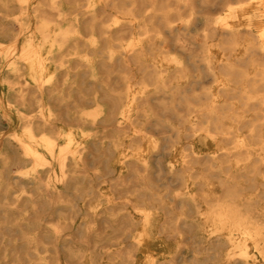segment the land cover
I'll return each mask as SVG.
<instances>
[{
    "label": "bare ground",
    "instance_id": "1",
    "mask_svg": "<svg viewBox=\"0 0 264 264\" xmlns=\"http://www.w3.org/2000/svg\"><path fill=\"white\" fill-rule=\"evenodd\" d=\"M213 1L0 0L2 237L50 246L39 264H176L195 227L198 264H264V0Z\"/></svg>",
    "mask_w": 264,
    "mask_h": 264
},
{
    "label": "rangeland",
    "instance_id": "2",
    "mask_svg": "<svg viewBox=\"0 0 264 264\" xmlns=\"http://www.w3.org/2000/svg\"><path fill=\"white\" fill-rule=\"evenodd\" d=\"M220 1L221 0H214L213 3L211 5H208L207 7L208 8H210L212 6L214 7V5H216ZM14 28H16V27H14ZM27 32H28L27 29H26V31L25 30L23 31V33H27ZM172 54L176 55L177 53L173 52ZM176 111L174 110L171 112V111L166 110V111H163L161 113L160 120L163 121V123L167 125V127L165 126L166 128H164V130L167 131L165 133V135H167V136H170L172 134L171 132L174 128H177V127H179V125H181V121H182L181 120V114L182 113L177 111V114H176ZM152 131H155V130H152ZM154 135L158 136L159 133L155 131ZM174 140L176 141L174 135L172 138L168 139V141H167V145H168L167 153L170 151L171 147L178 145L177 142H174ZM225 144L228 147H231L233 145V143L231 141H227V142H225ZM196 148L198 151L201 150L200 152L204 153V151H205V148L202 145L201 141L196 142ZM169 160H170V155L167 154L165 156V159H163L164 167H166V164L168 163ZM87 164H88V168H90L92 170H94L96 167H98V163L96 160L88 161ZM199 166H200V168H203L206 166V164L200 163ZM12 167H10L11 175L19 176V172H21V173L25 172L26 170H28L30 165H28L27 167H25L21 170L17 166L12 165ZM101 167H103V166L101 165ZM150 176H151V178H150ZM149 178H150L152 185L155 186L154 189L155 190L158 189V192L160 191V193H163L166 196V198L164 200L168 201L170 205H171V202L168 199H170V197L172 195L182 193L184 190L183 184L180 183L178 180L176 181V179H171L169 174L166 173L165 169H163V171H160L157 169V167L154 166L152 168L150 175H149ZM197 192L199 195H202V190H200V188H198ZM1 198H3L2 195L0 196V200H2ZM11 198H12V196L9 198V200H8L9 202L11 201ZM92 198H93L92 200H90V197L87 198V200H88L87 204H84V202H79L80 204H82V212H83L82 217H84V216L86 217L87 215H90L92 213V211L89 208V206L97 204L102 199L101 197H98V196H94ZM13 206L14 205H11L10 208ZM86 209H87V211H86ZM185 209H186V213H187L189 218H194L196 216L195 215V208L192 205L186 206ZM1 214L2 213H0V215ZM0 219H1L0 225H2L3 227L9 226L10 229H16L19 227V225H17V223L19 224V215L12 214L8 211L5 214H2V216H0ZM12 219H14V220H12ZM5 229L3 228L1 230L5 231ZM24 230L25 229H23V231L19 230V234L15 233V232H7V234H9L8 235L9 237L7 235H5L4 237H2L0 235V251H2V253H0V256H1L0 257V264H39L38 258L42 257V256L46 259V261H51L53 259L54 253L50 250V246H47V248L49 247L48 248L49 252H45L44 250H42L41 245L39 246V245H36L35 243H29L25 238ZM182 233L184 234L185 238L183 240V243L181 244V247L178 249V252H177L178 255L176 256V264H198V263H202V262L205 263L206 261H203V258L205 257L204 254L199 253V254H195V256H194V253L191 250L193 248L200 247L199 244L193 243L188 238L189 234H192V233L196 234L197 229L195 227L191 230L182 229ZM23 239H25V240H23ZM110 243L113 246V244L117 243V242H110ZM110 243L106 242L107 248L111 246ZM170 244L174 245L173 241H171ZM125 245H126V247H125ZM77 246H78V248L80 247L81 249L85 248L84 245L79 244V243ZM1 247L4 249L2 250ZM113 247H115V248L121 247V249H125L127 251L133 250V247H132L131 243H129V240L124 241L120 245H115ZM2 255H3V258H2ZM61 256L63 257L64 262H66L67 264H80L81 263L78 259L71 258L70 256H68V254L66 252H62ZM27 257H28V259H27ZM108 257L111 258V256H108Z\"/></svg>",
    "mask_w": 264,
    "mask_h": 264
}]
</instances>
